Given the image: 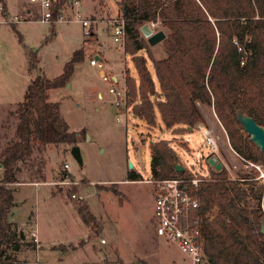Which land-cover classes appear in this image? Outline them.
Returning <instances> with one entry per match:
<instances>
[{
	"label": "rangeland",
	"instance_id": "rangeland-1",
	"mask_svg": "<svg viewBox=\"0 0 264 264\" xmlns=\"http://www.w3.org/2000/svg\"><path fill=\"white\" fill-rule=\"evenodd\" d=\"M5 1L6 12L0 3V150L14 137L16 119L9 111L24 100L35 75L54 78L63 72L76 50L83 48L85 53L66 86L50 90L49 95L50 101L60 102L61 114L70 130L78 132L76 144L35 145L22 165L19 181L11 184L17 202L11 219L19 224L17 230L25 236L20 252L13 253L14 262L191 264L175 245L157 235L153 185L145 180L153 178L151 145L162 140L173 147L184 167L211 174L210 150L203 133L195 129L198 124L212 129L217 137L220 145L217 158L228 176L247 171L232 150L228 133L213 108L202 105L205 120L194 129L188 125L167 128L161 114L157 115V108L155 125L133 114L140 97L129 93L127 79L136 80L138 85L140 76L133 55L125 47H118L114 40L112 21L122 17L120 0H81V4L68 0L62 7L63 18L55 22V33L52 22L42 19L39 4L30 0ZM76 13L80 18H75ZM80 19L91 20L89 35H85ZM152 23L147 25L154 32L162 30L167 34L161 21ZM142 36L146 38L143 32ZM151 48L157 59L167 56L162 41ZM100 49L104 53L101 66H93L90 61ZM138 54L146 58L160 92L148 54L145 50ZM31 57L39 60L34 73L29 71ZM109 67L121 71L117 86L127 88V104L131 109L128 114L113 104L111 84L100 76L99 71ZM74 145L80 147L82 165L71 152ZM65 161L71 164L69 172L76 184L59 183ZM129 171L136 172L138 177L130 179ZM40 175L44 179H39ZM81 205L88 206L94 220L85 222L81 218ZM32 231L38 234L39 241L31 236Z\"/></svg>",
	"mask_w": 264,
	"mask_h": 264
},
{
	"label": "trees",
	"instance_id": "trees-1",
	"mask_svg": "<svg viewBox=\"0 0 264 264\" xmlns=\"http://www.w3.org/2000/svg\"><path fill=\"white\" fill-rule=\"evenodd\" d=\"M67 1L58 0L52 8L53 33ZM0 3L6 12V1ZM118 4L126 23L125 49L133 55L140 76L138 85L127 79L129 93L140 97L133 114L155 125L157 108L165 126L175 129L204 122L202 105L210 106L232 147L247 159L264 163V151L237 118L241 110L264 126V0H120ZM158 21L168 31L162 41L167 56L162 59L155 57L142 36L144 25ZM141 50L153 63L160 92L146 58L138 54ZM84 54L83 48L76 50L54 78L35 75L24 100L9 111L16 123L13 139L0 150V264H14L13 253L21 250L24 241L10 219L16 205L11 184L19 181L23 163L35 145L76 144L78 132L70 130L60 102L50 101L49 91L66 86ZM38 61L31 57L30 73L37 69ZM151 149L155 177L188 175L187 170L177 171L179 160L167 141L153 142ZM209 166L211 178L192 189L204 214L217 208L213 219L204 220L206 264H264V214L260 208L264 188H255L249 180L242 186L230 180L224 168ZM137 177L129 171L130 179ZM79 213L85 222L94 220L86 205L79 207Z\"/></svg>",
	"mask_w": 264,
	"mask_h": 264
},
{
	"label": "built area",
	"instance_id": "built-area-1",
	"mask_svg": "<svg viewBox=\"0 0 264 264\" xmlns=\"http://www.w3.org/2000/svg\"><path fill=\"white\" fill-rule=\"evenodd\" d=\"M30 1L39 4L42 9V19L44 21L51 22L52 8L58 0ZM69 1L71 3L81 4V0H75L74 2L72 0ZM62 18L63 16H60V19ZM75 18H80L79 13H76ZM80 20L85 29V35H89L92 25L91 20ZM112 24L115 35L114 40L118 42L119 47H125V20L121 17L119 20L112 21ZM152 24L155 25V22ZM90 63L93 66H101V58L99 55L95 56L91 59ZM101 78L103 81L111 83L109 92L113 96L114 104L118 108L128 112L130 108L127 104V88H118V81H115L112 75L102 73ZM189 128L194 129V127L190 126ZM195 129H198L203 133L204 139L210 150V156L208 158H217V155L220 152V145L212 129H209L203 124H198ZM231 148L238 160L243 163L247 171H244L242 174H239L238 172L235 174L232 173V176H228V178L230 180L239 182L241 185L245 183V181H253L255 188H264V163L249 160L244 155L238 153L233 147ZM178 163L182 164L180 161H178ZM222 168L225 169L223 164ZM70 170V162L65 161V172L59 183L65 185H73L77 183L75 180L71 179V173L69 172ZM183 170H187L188 175H177L166 178H157L153 175L152 179L145 180L147 183H151L153 185L155 196L154 216L156 220V233L175 245L185 256L189 258L191 264H206V238L204 235V220L205 218L213 219L217 213V208L215 207L207 214H204L203 210L201 209L200 199L198 196L192 193V189L198 188L203 181L209 180L211 178V174L209 171L207 173L194 172L193 170L186 167H184ZM247 175L250 177L246 178L245 176ZM242 186H244V184ZM73 196L75 197L76 195ZM249 200L252 199L249 198ZM252 203L257 204V202L254 200ZM260 208L264 214V197L261 199ZM31 236L36 241L38 240V234L35 231L31 232ZM100 240L101 243H106L105 239ZM14 263L17 264L16 262ZM36 264H38V262Z\"/></svg>",
	"mask_w": 264,
	"mask_h": 264
},
{
	"label": "water",
	"instance_id": "water-1",
	"mask_svg": "<svg viewBox=\"0 0 264 264\" xmlns=\"http://www.w3.org/2000/svg\"><path fill=\"white\" fill-rule=\"evenodd\" d=\"M142 32L146 36L151 46L163 41L166 37V33L162 30L158 32H154L149 25H144L142 27ZM237 118L244 127V130L250 136L251 140L262 150L264 151V126L260 125L256 119L248 114H245L241 110L238 111ZM71 152L75 159L78 161L80 165L83 164V158L81 154L80 147L74 145L71 148ZM203 158H205L203 156ZM209 163L217 170L222 169V164L217 161V158H208ZM177 171H182L184 169L182 164L177 163ZM132 163H130V167H132ZM263 231H264V219H263Z\"/></svg>",
	"mask_w": 264,
	"mask_h": 264
},
{
	"label": "crops",
	"instance_id": "crops-1",
	"mask_svg": "<svg viewBox=\"0 0 264 264\" xmlns=\"http://www.w3.org/2000/svg\"><path fill=\"white\" fill-rule=\"evenodd\" d=\"M24 3H26V4H27V3H28V4H31L32 2H31V3H29V2H24ZM24 3H23V6H24ZM92 8H93V6H92ZM28 9H29V8H27V12H29ZM93 9H94V8H93ZM26 21H29V20H26ZM100 21L102 22V21H104V20H98V22H100ZM109 22H110V21H109ZM110 23H111V22H110ZM111 25H112V24H111ZM97 30H98V27H96L94 31H95V34L97 35V38L99 39ZM118 47H119V46H118ZM100 52H101V53H100ZM100 52H99L98 54H96L95 56H98V55H99L100 58L103 57V54H104V53H103V51H101V49H100ZM101 60H102V58H101ZM110 71H114V72H115L114 74H111V75L113 76V79H114L115 81H118V83H119L120 80H121V79H120L121 77H119L121 71L119 70L118 67H115V68H113V67H109V68L101 69V70L99 71V72H100V76H101L102 73H105V74L107 73V75H110V73H108V72H110ZM31 81H32V80H31ZM154 81H155V79H154ZM157 81H158V80H157ZM107 83H110V82H107ZM155 83H156V82H155ZM110 84H111V83H110ZM99 94H100V93H99ZM101 94L103 95L102 92H101ZM49 95H50V91H49ZM111 95H112V94H111ZM112 101H113V98H112ZM113 104H114V101H113ZM130 112H131V109H129L128 112H126V113L128 114V113H130ZM159 114H160V113L158 112L157 115H159ZM143 121H144V120H143ZM38 187H39V186H38ZM16 205H17V202H16ZM16 205H15V206H16ZM15 206H14V207H15ZM14 207H13V208H14ZM11 215H12V213H11ZM31 218H32V217H31ZM10 219H11V216H10ZM11 220H12V219H11ZM12 221H13V220H12ZM13 222L16 223L17 226H19V224H18L17 222H15V221H13ZM20 226H21V225H20ZM22 238H23V240L25 239V236L23 235V233H22ZM38 240H39V237H38ZM18 252H20V251H18Z\"/></svg>",
	"mask_w": 264,
	"mask_h": 264
}]
</instances>
